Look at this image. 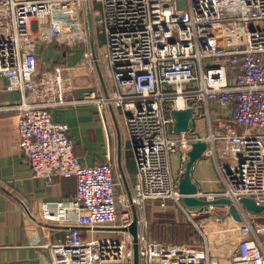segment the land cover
I'll list each match as a JSON object with an SVG mask.
<instances>
[{"label": "built area", "instance_id": "obj_1", "mask_svg": "<svg viewBox=\"0 0 264 264\" xmlns=\"http://www.w3.org/2000/svg\"><path fill=\"white\" fill-rule=\"evenodd\" d=\"M91 2L101 6L96 18L114 87L71 100L72 75L63 65L41 67L38 45L72 49L86 43L90 29L82 11ZM92 56L84 54L88 61ZM229 66L237 67L233 78ZM0 76L7 91L21 95L16 131L33 178L63 175L77 184L74 200H59L55 214L48 203L41 206L42 223L68 227L65 238L45 245L50 264H133V237L123 231L133 221L132 207L143 264H221L212 251L217 231L196 221L202 210H187L178 189L195 141L208 147L193 170L206 159L216 173L205 178L211 191L198 189L195 196L230 198L242 219L226 215L235 236L233 247L225 246L229 263L264 264V215L241 205L246 197L264 205V0H0ZM172 99L171 110L193 109L189 132H174V119L165 111ZM91 102L99 111L109 106L124 114L137 165L130 197L115 195L110 158L82 164L68 125L51 115L57 107ZM178 151L180 163L174 158ZM149 208L182 214L196 236L190 243L154 240ZM223 220L217 216L213 223ZM111 229L120 236L97 235Z\"/></svg>", "mask_w": 264, "mask_h": 264}, {"label": "crops", "instance_id": "obj_2", "mask_svg": "<svg viewBox=\"0 0 264 264\" xmlns=\"http://www.w3.org/2000/svg\"><path fill=\"white\" fill-rule=\"evenodd\" d=\"M100 11L101 6L97 2H91L89 10L85 7L82 11V20L90 29L86 43L72 49L53 43L38 45V64L41 67L63 65L67 73L72 75L75 90L71 100H82L83 93L90 90L98 95L108 94L114 87V81L108 74L105 54L101 59L98 54L99 47L94 42L95 30L103 34L102 26L97 24L99 20L96 18V13H101ZM89 52L93 56L88 61L84 54ZM6 84V80L0 76V264H50L45 245L65 238L68 227L66 224L42 223L41 206L48 203L50 212L55 214V204L59 200H74L77 184L74 178L63 175H54L51 179L33 178L28 158L19 148L20 138L16 131L19 112L15 106L20 103L21 95L17 91H7ZM231 108V105L227 107L229 116L232 113ZM51 115L54 121L68 125L74 154L82 164L92 166L110 158L113 178L116 181L115 195L129 197L137 182V165L121 109L108 106L99 111L91 102L57 107L51 110ZM207 176L210 179L216 178L212 163L205 165L202 162L192 171L194 183L203 192L211 191L206 183ZM202 212L204 211L200 213ZM167 214L173 215L172 223L165 220ZM130 215L134 218L133 207ZM147 215L154 240L161 243L193 240L192 233L185 237L188 231L180 229L185 223L182 214H176L173 210L160 212L157 208H149ZM67 217L72 219L74 216L70 213ZM211 223L208 221L205 224L210 226ZM117 224L121 225V222L118 221ZM177 229L183 231V236L176 233ZM81 233L83 236L87 234L83 230ZM120 234L113 233L112 229L97 232L100 237ZM221 253L227 260H222L221 264H230V249L224 247ZM139 264L143 262L140 261Z\"/></svg>", "mask_w": 264, "mask_h": 264}, {"label": "water", "instance_id": "obj_3", "mask_svg": "<svg viewBox=\"0 0 264 264\" xmlns=\"http://www.w3.org/2000/svg\"><path fill=\"white\" fill-rule=\"evenodd\" d=\"M171 116L174 119L173 129L174 132H189L192 126V119L194 111L192 108L186 109H176L171 110ZM208 145L204 141H195L192 144V149L187 152L188 160L185 162V169L179 178L178 189L183 195L182 203L184 207L189 211H200L209 212L213 207L220 206L223 207L227 212V216H232L236 222H241V216L238 212L235 204L229 198L219 197L212 200L201 199L195 196L198 187L196 182L194 183L192 179V171L194 168L195 161L202 157V154L207 149ZM130 197V196H129ZM242 208L250 212L253 215H264V205H259L254 199L246 197L241 199ZM133 221L129 225L128 229H123V231L130 232L133 237V249H134V259L133 264H139V249L137 246L138 238V215L136 213L135 207H133Z\"/></svg>", "mask_w": 264, "mask_h": 264}, {"label": "rangeland", "instance_id": "obj_4", "mask_svg": "<svg viewBox=\"0 0 264 264\" xmlns=\"http://www.w3.org/2000/svg\"><path fill=\"white\" fill-rule=\"evenodd\" d=\"M100 26V23H97ZM94 42L97 44V46L99 47V56L102 57L104 56L105 52H106V45H105V36L102 33H99L97 30L94 31ZM173 99L166 102L165 104V111L166 112H170V108L171 105L173 103ZM224 132H226L227 130H223ZM243 130H239V132H242ZM251 131V130H249ZM123 135V134H122ZM180 155L181 152L178 151L177 154L174 156L175 160L177 162L180 163ZM200 162L204 163L205 165L207 164L206 159H202L200 160ZM227 213L226 210L223 207L220 206H216L214 207L212 210H210L208 213L202 212L201 215L198 216V218H196V221L201 224L202 226H207L205 223L208 221H211L212 223L216 220L217 216H221L223 217V221H219V223H211L210 227L213 228L214 230H216V234L213 233V240H212V251L213 253H215V255L219 256L220 260H225L227 261L225 258L226 256L224 254L221 253V250L225 247V246H231L235 236L231 235L232 232H230L228 229H230V227L233 226V224L231 223V221L229 220V218L226 217ZM205 220H207L206 222H204ZM191 224L188 223L187 221H185L184 225L180 226V229H182L185 232H189V234L191 235L192 231H191ZM181 231V230H180ZM229 231V232H227ZM183 236V232L181 231V233H179ZM188 234V233H186ZM185 235L186 236H189ZM194 235V234H193ZM190 239V238H189ZM185 241V240H184ZM186 243H190L189 241H185Z\"/></svg>", "mask_w": 264, "mask_h": 264}, {"label": "trees", "instance_id": "obj_5", "mask_svg": "<svg viewBox=\"0 0 264 264\" xmlns=\"http://www.w3.org/2000/svg\"><path fill=\"white\" fill-rule=\"evenodd\" d=\"M230 67V66H229ZM235 72H237V67H235V66H231L230 68H229V76L231 77V78H233L234 77V75L236 74ZM166 217H167V219H165L167 222H171L172 223V219H173V215H171V214H167V215H165ZM159 218H160V216H159ZM182 230V229H181ZM180 231V229H177L176 230V233H180L179 232ZM192 231V235H193V237L194 236H196V232L194 231V230H191ZM183 232V231H182ZM188 234H189V232H187ZM187 234V235H188ZM189 236H190V234H189Z\"/></svg>", "mask_w": 264, "mask_h": 264}, {"label": "bare ground", "instance_id": "obj_6", "mask_svg": "<svg viewBox=\"0 0 264 264\" xmlns=\"http://www.w3.org/2000/svg\"><path fill=\"white\" fill-rule=\"evenodd\" d=\"M179 104L182 105V100H179Z\"/></svg>", "mask_w": 264, "mask_h": 264}]
</instances>
